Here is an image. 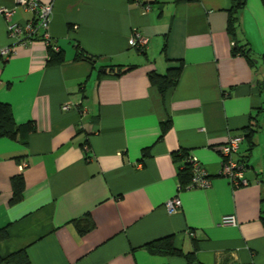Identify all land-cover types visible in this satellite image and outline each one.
I'll return each instance as SVG.
<instances>
[{
	"label": "crops",
	"instance_id": "0c3cea01",
	"mask_svg": "<svg viewBox=\"0 0 264 264\" xmlns=\"http://www.w3.org/2000/svg\"><path fill=\"white\" fill-rule=\"evenodd\" d=\"M39 2L52 6L49 43L39 29L20 44L7 24L34 13L0 0L11 11L0 12V50L12 47L0 54V102L16 124L35 126L0 136V256L24 249L31 264H264V152L254 158L264 130V71L255 58L264 53L261 0L239 12L253 66L232 54L231 0H141L146 11L133 0ZM135 30L148 38L143 50L128 45ZM49 44L61 62H48ZM80 49L94 63L76 60ZM179 64L176 85L162 95L148 73ZM111 65L134 68L116 75ZM236 134L248 182L239 187L219 174V148ZM179 150L207 173V187L178 189ZM19 175L22 197L10 203ZM174 196L181 205L168 211ZM226 215L236 223L222 224ZM85 217L93 227L80 232L75 221ZM166 236L195 261L145 246Z\"/></svg>",
	"mask_w": 264,
	"mask_h": 264
},
{
	"label": "trees",
	"instance_id": "16d2710c",
	"mask_svg": "<svg viewBox=\"0 0 264 264\" xmlns=\"http://www.w3.org/2000/svg\"><path fill=\"white\" fill-rule=\"evenodd\" d=\"M262 5H264V0H261ZM231 7L227 11V31L232 35L233 45H232V54H242L247 59L248 63L253 66L254 60L252 57V49L249 47L248 43H243L240 39V34L238 31L239 28V12L245 6L246 0H231ZM49 59L50 63H59L63 60L61 51H54L52 46H48ZM76 60H87L91 63H94L96 58L93 55L88 54L82 49L78 50L75 55ZM262 62H264V55H262ZM134 68V66H128L123 68L120 65L114 66L111 65L108 69L110 72L119 75L127 70ZM182 66L179 64L176 67H170L166 70L164 74H159L155 71L148 73L149 81L152 85H155L159 92L164 95L167 89L176 85L179 76L181 74ZM264 84V82H262ZM169 122V121H168ZM162 123L161 125V134L163 136L164 132L168 128L169 124ZM35 129L33 123H28L25 125H18L13 119L11 108L8 104L0 102V136H6L11 139H16L20 134H26ZM251 132V131H250ZM246 135L247 139L250 140L251 133ZM173 157L176 162H178L179 167L177 171V180H178V189L182 190L188 187L192 178V165L189 161V155L185 150H179L178 152L173 153ZM245 165L243 159H238ZM246 167V165H245ZM11 183L13 186V195L10 199V203H14L21 199L22 190H23V179L22 176H15L11 178ZM264 201V200H262ZM261 221L264 223V210H262ZM84 224L81 225V219L75 221L77 229L80 232H86L92 229L93 222L89 217H85ZM7 237V228H0V240H4ZM151 252L161 255H176L182 256L187 263H193L195 261L194 254L183 253L181 249L175 247L173 239L171 236H166L148 242L145 245ZM0 264H31L27 253L24 249L17 250L15 252L9 253L6 256H0ZM202 264V263H199Z\"/></svg>",
	"mask_w": 264,
	"mask_h": 264
},
{
	"label": "built area",
	"instance_id": "2783aa9c",
	"mask_svg": "<svg viewBox=\"0 0 264 264\" xmlns=\"http://www.w3.org/2000/svg\"><path fill=\"white\" fill-rule=\"evenodd\" d=\"M137 4H141L143 10L149 9V4H142L141 0H133ZM17 3L22 5L26 10H30L34 13L33 18L26 20L24 23L9 22L7 24V31L11 38L16 43L25 44L27 41L37 37L39 29H44V38L49 43L48 36L46 34L52 6L50 4H43L39 0H17ZM3 14L8 18L11 14L10 10L4 9ZM148 43V38L139 31H134L128 38V45L138 50H143ZM12 51V47L8 46L0 50L1 55H8ZM67 106H63L66 109ZM243 135L236 134L230 136L228 140L219 148L222 156L221 166L219 174L228 178L233 187H239L246 185L247 179L244 176L246 167L236 158V154L240 143L243 141ZM189 161L192 165V178L187 188H205L210 184V179L207 173L200 167L197 160L192 156H189ZM24 164L20 165L23 168ZM181 205V201L177 196L169 199L165 206L168 211H173ZM222 224H235L236 219L233 215L223 216L221 219Z\"/></svg>",
	"mask_w": 264,
	"mask_h": 264
},
{
	"label": "rangeland",
	"instance_id": "374dc122",
	"mask_svg": "<svg viewBox=\"0 0 264 264\" xmlns=\"http://www.w3.org/2000/svg\"><path fill=\"white\" fill-rule=\"evenodd\" d=\"M240 39L242 40L243 43L247 42L241 35H240ZM262 55H264V53H261V55L258 53V55H255V58L258 59L257 66L259 67V69H262L261 71H264V62H262ZM262 129H264V127H262L261 130ZM259 133L260 134L257 137H255V139L259 138L260 143L256 145V149L254 151V158L261 157L262 152H264V130H262V132Z\"/></svg>",
	"mask_w": 264,
	"mask_h": 264
}]
</instances>
